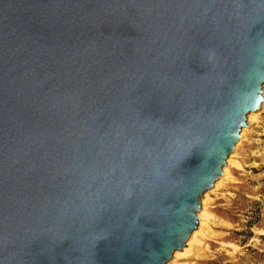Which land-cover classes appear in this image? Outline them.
<instances>
[{"label": "water", "instance_id": "obj_1", "mask_svg": "<svg viewBox=\"0 0 264 264\" xmlns=\"http://www.w3.org/2000/svg\"><path fill=\"white\" fill-rule=\"evenodd\" d=\"M264 103V0H0V264H167Z\"/></svg>", "mask_w": 264, "mask_h": 264}, {"label": "rangeland", "instance_id": "obj_2", "mask_svg": "<svg viewBox=\"0 0 264 264\" xmlns=\"http://www.w3.org/2000/svg\"><path fill=\"white\" fill-rule=\"evenodd\" d=\"M262 106L264 103L252 122L249 123L247 118L245 136L231 154L238 164L229 167V178L215 190L205 192L208 197L204 208L209 218H205L204 228L193 242L195 245L192 244L187 256L176 259L172 256L167 264H264ZM204 194L200 200V212Z\"/></svg>", "mask_w": 264, "mask_h": 264}, {"label": "bare ground", "instance_id": "obj_3", "mask_svg": "<svg viewBox=\"0 0 264 264\" xmlns=\"http://www.w3.org/2000/svg\"><path fill=\"white\" fill-rule=\"evenodd\" d=\"M262 105V104H261ZM261 107V106H260ZM262 108H264V106H262ZM262 108H261V110H262ZM259 111V110H258ZM257 111V112H258ZM257 112H255V113H250L248 116H247V118H248V120H249V123L250 122H252L253 121V118H254V116H255V114H257ZM260 112V111H259ZM256 117V116H255ZM245 132H246V129H242V131H241V141L243 140V138H244V136H245ZM240 141V140H239ZM238 145H239V143H238ZM237 145V146H238ZM233 154V153H232ZM233 157H234V155H230L229 157H228V159H227V161H226V166H224L223 167V169H222V175L219 177V179L215 182V184H214V189L213 190H215L224 180H226V179H228L229 178V176H230V171H229V167H231V166H236L238 163L237 162H234L233 161ZM237 163V164H236ZM236 164V165H235ZM239 167V166H238ZM211 192H213V191H211ZM207 194L208 193H205L204 194V198H203V200H202V205H203V207H202V211L199 213V219H200V221L198 222L199 223V227H197L198 229H196L191 235H190V237H189V239L187 240V244L185 245V247L181 250V251H176V252H174V254H173V257L176 259V258H181V257H185V256H187L189 253H190V249H191V247L193 246L192 244H194L195 245V243H193V242H195V240L197 241V236H198V233H200L202 230H203V228H204V221H205V218L206 217H208L207 215H206V210H205V208L204 207H206V205H205V202H206V198L208 197L207 196ZM209 218V217H208ZM207 220V219H206ZM199 241V240H198Z\"/></svg>", "mask_w": 264, "mask_h": 264}]
</instances>
